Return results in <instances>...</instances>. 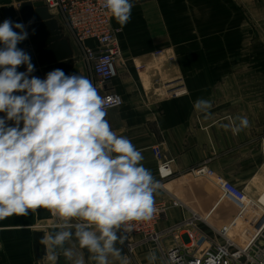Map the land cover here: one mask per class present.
I'll list each match as a JSON object with an SVG mask.
<instances>
[{"label":"crops","instance_id":"0c3cea01","mask_svg":"<svg viewBox=\"0 0 264 264\" xmlns=\"http://www.w3.org/2000/svg\"><path fill=\"white\" fill-rule=\"evenodd\" d=\"M132 2L126 25L121 27L112 19L123 59L111 86L123 102L108 111L106 119L117 135L129 138L142 151L143 166L159 182L154 199L166 201L168 209L157 230L176 225L193 213L205 217L212 211L219 196L217 187L190 174L204 163L257 197L264 191V0ZM13 6L20 15V3L14 0ZM158 50L174 58L156 55ZM76 64L73 74L92 82L85 64ZM176 77L183 78L187 93L164 97L159 81ZM200 100L210 102L211 108L197 109ZM4 115L0 113V117ZM238 117H247L248 126L233 134L231 128L241 127ZM154 146L172 159V177H160ZM236 213L234 205L222 203L208 221L221 227ZM51 214V218L40 219L34 209L27 216L0 220V264H58L60 260L62 264L80 260L93 264L75 237L63 247H46L45 238L63 223ZM238 229L235 224L230 236L244 244L246 241L236 237ZM183 238L187 240L186 235ZM116 247L127 264H149L150 252L157 256L155 264H166L154 243L133 254L127 252L125 242H117ZM65 250L71 252L70 257ZM108 259L109 264H121L111 255Z\"/></svg>","mask_w":264,"mask_h":264},{"label":"clouds","instance_id":"9594fccd","mask_svg":"<svg viewBox=\"0 0 264 264\" xmlns=\"http://www.w3.org/2000/svg\"><path fill=\"white\" fill-rule=\"evenodd\" d=\"M103 7L123 27L134 4L103 0ZM27 36L23 23L0 24V220L49 209L63 223L45 238L46 247L75 237L93 264H109L110 255L127 264L116 247L124 243L118 233L152 218L159 182L143 166L142 151L111 129L105 100L87 77L61 69L44 79L30 75L31 57L17 47ZM21 65L25 72L17 71ZM237 119L241 127L231 128L233 134L248 126L247 117ZM147 259L155 264L157 256L150 252Z\"/></svg>","mask_w":264,"mask_h":264},{"label":"built area","instance_id":"2783aa9c","mask_svg":"<svg viewBox=\"0 0 264 264\" xmlns=\"http://www.w3.org/2000/svg\"><path fill=\"white\" fill-rule=\"evenodd\" d=\"M43 1L51 13L62 19L64 31H68L73 44L74 58H79L91 71L92 83L105 100L106 113L119 107L123 102L122 96L111 84L118 74L123 51L117 36L118 29L113 27V17L103 7V0ZM164 52L158 50L155 54L166 55L170 60L174 58ZM159 87L164 97L171 98L188 91L182 77L159 81ZM153 152L159 160L160 177H172V159H166L159 146H154ZM190 174L194 178H206L217 187L219 196L212 211L205 217L193 213L176 225L158 231L157 224L166 214L168 203L155 201L156 211L150 220L132 221L127 224V231L121 229L127 252L133 254L139 247L154 243L166 264H264V208L249 218L254 219L252 224L256 237L250 245L242 247L231 238L230 232L235 221L250 206V195L244 188L217 174L207 163L191 169ZM222 203L234 205L237 213L229 223L215 227L208 219ZM185 235L187 240L183 238ZM137 237L141 238L137 240Z\"/></svg>","mask_w":264,"mask_h":264},{"label":"water","instance_id":"95a60500","mask_svg":"<svg viewBox=\"0 0 264 264\" xmlns=\"http://www.w3.org/2000/svg\"><path fill=\"white\" fill-rule=\"evenodd\" d=\"M15 1L20 3V15L13 6L14 0H0V24L5 19H10L13 23L26 25L28 36L17 47L31 57L35 70L30 75L44 79L47 73L55 69L72 75L76 64L74 49L58 18L45 6L43 0ZM2 47L3 45H0V48ZM17 71L25 72L26 65L19 66ZM36 209L40 219L52 217L49 209L42 207ZM58 264H62V261L60 260Z\"/></svg>","mask_w":264,"mask_h":264},{"label":"rangeland","instance_id":"374dc122","mask_svg":"<svg viewBox=\"0 0 264 264\" xmlns=\"http://www.w3.org/2000/svg\"><path fill=\"white\" fill-rule=\"evenodd\" d=\"M56 17L58 18L60 23L63 25V22H62V19L60 18V16H56ZM65 32H66L67 37L70 39V35H69L68 31L65 30ZM70 42H71V39H70ZM71 44H72V42H71ZM76 61L78 63L82 62L79 58ZM76 65H79V64H76ZM258 196L257 197H251V195H250V197L252 198V202L250 203V206L245 211V213L241 217H239L234 223V226H235V224H239L238 231H239L240 235H238L236 237L239 238L241 241H244V242L246 241L244 244H241V243L236 241V243L242 247H247L248 245H250L251 242L256 237L255 236L256 234L254 232L255 226L252 224L254 219L249 220V218H251V216L254 214L258 215L257 213L260 212L262 208H264V206L262 204L257 202Z\"/></svg>","mask_w":264,"mask_h":264},{"label":"bare ground","instance_id":"6f19581e","mask_svg":"<svg viewBox=\"0 0 264 264\" xmlns=\"http://www.w3.org/2000/svg\"><path fill=\"white\" fill-rule=\"evenodd\" d=\"M250 198H251V197H250ZM258 200H259L260 203H262V204L264 205V191H263V193H261V194L259 195ZM251 202H252V200H251ZM90 262H91V261H90Z\"/></svg>","mask_w":264,"mask_h":264}]
</instances>
